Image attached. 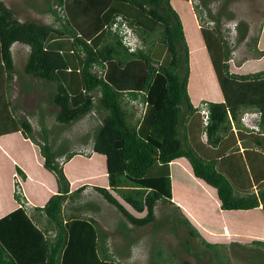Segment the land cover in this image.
Returning <instances> with one entry per match:
<instances>
[{
  "label": "trees",
  "instance_id": "trees-1",
  "mask_svg": "<svg viewBox=\"0 0 264 264\" xmlns=\"http://www.w3.org/2000/svg\"><path fill=\"white\" fill-rule=\"evenodd\" d=\"M209 1L199 0L200 6L206 7ZM225 5L226 1L215 13L208 8L213 27H197L187 0H44L42 7H36L51 14L55 24L21 20L0 0V140L15 139L19 154H29L30 143H35L42 167L52 173L56 188L55 193L46 190L44 204H36L30 212L22 207L20 195L11 192L10 184L8 188L0 182V264H119L94 218L75 212L78 207L65 210L64 204L76 201L85 187L81 182L71 189L57 160L67 150L50 144L47 128L42 127L41 142L32 139L28 116L19 114L10 97L16 75L34 78L49 88L54 119L61 125L73 124L92 110L102 114L91 135L94 154L87 160L94 173L90 175L104 178L105 183L96 184L95 190L128 223L134 227L154 223L156 204L171 203L179 214L172 218V229L183 223L188 235L201 238L216 257L220 255L216 239H223L220 234L225 231L250 235L253 244L264 245L260 239L264 238V178L252 181L246 169L242 183L235 177L242 174L232 173V161L231 167H225L205 150H220L230 134L245 132L264 139V48L256 52L261 58L251 62L257 70L244 71L246 65L242 73L230 71L231 48L220 26L224 16L232 19L234 14ZM200 6L195 5L194 11ZM117 16L140 40L137 50L129 51L122 36L110 29ZM236 34L238 42L245 36L239 25ZM14 43L28 46L21 72L11 51ZM210 70L219 98H207L195 106L198 98L194 104L189 95L197 84L194 80L201 71ZM137 104L142 115L133 120L131 106ZM244 108L260 112L259 130L243 126ZM203 111L208 112L207 118ZM256 146L264 150L263 143ZM238 151L235 147L221 153L229 157ZM73 155L68 152L63 158ZM179 161L217 200L223 217L216 229L204 213L199 218L188 206L182 184L173 186L172 178L180 176L173 175ZM14 167L21 185L26 176L18 165ZM173 198L213 232L205 227L198 232ZM210 204H205L207 209ZM204 233L210 242L201 237ZM161 256L162 251H156L152 262H159Z\"/></svg>",
  "mask_w": 264,
  "mask_h": 264
},
{
  "label": "rangeland",
  "instance_id": "rangeland-1",
  "mask_svg": "<svg viewBox=\"0 0 264 264\" xmlns=\"http://www.w3.org/2000/svg\"><path fill=\"white\" fill-rule=\"evenodd\" d=\"M225 1L226 11L233 12L234 18L226 19L224 16L220 28L223 37L231 48L230 66L233 67V64L236 65L240 61L257 55L256 52H252L251 48L255 45L254 38L259 37L262 27L259 48H264V0H210L206 7L200 6L194 11L199 25L213 27L214 24L211 25V21L208 18V8L212 13H215ZM3 2L13 10L15 9L16 15L21 20L31 19L40 23L57 24L51 14L39 11L38 8L43 6V0H3ZM192 5L195 6V3ZM238 25L245 34L239 42L237 41V34L234 36V27L237 30ZM229 29L231 33H229ZM14 46L15 48L18 46L20 49H24L22 53H17L13 49L16 69L21 72L28 53L27 47L21 44H15ZM251 64H247L244 71L253 69ZM94 70L98 72L99 68L97 67ZM22 76V78H18V75L13 77L10 97L18 107L17 111L19 114L28 116L33 127L32 139L41 142L42 127L48 128L49 142L55 149H66L67 152L65 154L68 152L74 153L68 160H65L62 155L60 156V163L63 169L66 163L65 173L69 178H73L78 174L94 173V167L88 165L87 158H81L79 155L84 154L82 145L92 143L91 135L99 124L102 114L92 110L73 124L61 125L54 119L55 107L49 102V88L45 87L39 80L26 75ZM140 108L138 104L136 107L131 106V110L135 113L132 117L133 120L142 115L139 111ZM192 126L194 131L198 130L196 121H193ZM202 139L205 140L204 133ZM15 149L20 150L17 146ZM26 155L29 159L28 155L30 154L26 153ZM15 159L26 169L30 167L28 162ZM57 160H59V157ZM30 162L32 161L30 160ZM93 178L91 175L87 178L84 177L80 182L73 183L71 189H74L81 182L82 184L84 182L95 183L99 186L105 183L104 178L100 174L95 179ZM85 183L83 185L87 189V193H84L83 190V193L81 192L82 194L76 201L68 200L64 204L65 210L69 212L78 207L79 210H75V212L77 211L84 217L94 218L99 224L101 231L105 234L107 248L113 253L119 264H264V245L253 244L251 241L253 238L250 236L238 238L231 236L226 231L221 233L220 235H223V239H216L220 250V255L216 257L201 242V238H194L188 235L183 223H178L173 230L172 218L175 214H179L172 209L173 205L171 203L158 202L155 206V222L142 227H134L127 222L117 208L105 201L93 186ZM23 186L24 188L26 187L25 182ZM122 205L127 210H130L126 204L122 203ZM181 208L180 212L186 215L187 218L189 217L190 222L198 232L202 233L204 227L210 233L213 232L210 227L204 226L200 219L193 216L187 207L184 208L182 206ZM208 209L210 211L205 217L207 219L208 217L213 218L210 223L216 229L218 222H220L219 217L222 218V215L217 216V209L215 210L212 206H209ZM200 235L210 242V236L206 233ZM260 239L264 240V238ZM158 250L162 251V256L161 258L159 257V262H152V254ZM199 251H202V253L198 255ZM220 259H223L226 263H221Z\"/></svg>",
  "mask_w": 264,
  "mask_h": 264
},
{
  "label": "crops",
  "instance_id": "crops-1",
  "mask_svg": "<svg viewBox=\"0 0 264 264\" xmlns=\"http://www.w3.org/2000/svg\"><path fill=\"white\" fill-rule=\"evenodd\" d=\"M189 7H190L191 12L193 13L194 20L197 24V27H200L199 22L197 20V17L194 13V10L190 4H189ZM14 11L16 13L15 9H14ZM39 11L41 12V10H39ZM41 13H43V12H41ZM262 28L260 29L259 37L257 36L258 41L251 48L252 52H257V50L260 51L263 49V48H259L260 41H261L260 37H261ZM15 44H21V43H14L12 45V47ZM21 45H24V44H21ZM25 46L27 47V51H28V46L27 45H25ZM12 47H11L12 53H13V49H15V51L17 53H22L24 50L22 48L20 49L18 46L16 48H15V46H14V48H12ZM260 58H257V55H256L253 58L240 61L236 65L233 64V67L229 66L230 71L234 72V73H242L241 70L244 69V67L248 63H251L252 61H255V60L258 61ZM13 59H14V57H13ZM14 63H15V60H14ZM229 64H230V60H229ZM251 65H253L252 66L253 69L249 70L250 72L257 70V65H255V63H252ZM189 66H190V74H191L192 73L191 58H189ZM259 67H258V69H259ZM196 77H197V79L194 80L195 83H197L195 85V89H193V93L191 92L192 90H190V94H189L192 103H194V100L196 98H198V104L194 103L195 106L196 105L199 106L207 98H213V99L219 98V92L215 91V85H214L215 81H213V80H215V78H214L211 70H210V72L209 71H201L199 73V75ZM198 84H200V85H198ZM198 86H199V89H198ZM201 88H203L202 91H200ZM244 110H246V109L244 108L242 110V112ZM261 134H263V133H261ZM202 135H203V133L201 134V139H202ZM16 143L17 142L15 139L0 140V182L3 183V187H5L7 185L9 188V184H10L11 192H13V178H14L15 174H17V176H18V173L16 172L14 166L18 165L26 176V178H25L26 180L25 181L22 180L21 185H20L21 189H22V195H23V198L25 200V204L27 206V209H29V211L32 212L33 206H36V204H44V201H45L44 198L46 196L45 192L51 191V192L55 193V189H56V188L54 189L55 182H54L52 173L48 172L47 170H45L42 167V160H41L42 156L39 154L38 147L35 146L36 144L34 145V143H32V142L30 143L29 154L31 156L28 155L29 159L32 161V162H30V160L28 159V157L25 153L19 154L18 150L15 149V147L17 146ZM262 143L264 145V139L263 138H260V141H259L257 137H254L251 135H246L244 132L243 134L237 133V134H234V136L231 134L226 136L221 143V145L223 147L221 146L220 150L217 148H211V147H206L205 150L211 156H216L217 158H220L219 163L221 161V163H224L225 167H231L229 165V162L232 161L234 163V165L231 167L232 173L242 174V175H236L235 177H237V178L240 177V179H242V181H243L242 183H244V181L247 179V176L245 175L246 169H248V171L250 172L249 177H250V179H252V181L254 178H258L260 180H261V178H264V154H263L264 150L262 148L256 146V144H262ZM82 146L84 147L83 149H86V148L90 149L92 147V143L91 144L86 143ZM235 147H238L239 151L235 152L234 155L231 154L229 157L228 156L224 157L223 155H226V154L221 153L222 149L225 150L227 153L228 148H230L232 150ZM9 148H10V151H9ZM66 152L67 151H65V153ZM65 153L62 154V156H65ZM93 154H94L93 152L84 153V154L79 155V157H81V158H92ZM15 158H17L19 161L28 162L30 164V167H27V165H25L27 167V169H26L24 166L20 165L17 161H15L16 160ZM222 158H224V159H222ZM177 163L179 165L175 166V168L177 170L174 171L173 175L177 176V174L180 173V176L179 177H173V178H176L179 181L175 182L174 179L172 178V184H173V186L176 185L177 183L182 184L180 187L184 191V193L187 194V199L186 198H183V199L189 203L188 206H191L192 210L198 212V214H199L198 216L200 218V216L201 217L203 216V213L206 216V214L210 211L209 209H207V205L205 206V204L207 202H209V203L212 202V204H210V206L214 207L215 210L217 209V211H216V213L218 214L217 216L223 215L221 209H219V207H218L217 200L215 199L213 193L207 187H205L201 182H199L196 179L191 178V175L188 171L189 167L186 164H183L181 161H179ZM65 167H66V163L64 164V170H66ZM183 173L186 174V177H188V178H186V177L183 178V175H184ZM90 174L91 173H89V174L84 173V174H78L73 178L68 177V179L70 181V187H71V184L73 181H79L81 179L83 180L84 177L85 178L90 177ZM97 175L98 174L93 175L94 178H96ZM24 182L26 185L25 188L23 186ZM27 182L28 183L30 182L28 187H27V184H28ZM86 183H88V182H86ZM88 185H91L94 187L96 184L95 183H88ZM253 186H254V188L256 187L255 183ZM37 187H39V188H37ZM86 190L87 189L84 188V193H87ZM173 202L177 206L180 205L182 207L181 201H177L173 198ZM260 207H261V205H260ZM184 208H186V207L184 206ZM210 220L212 221L213 218L208 217L207 223H210ZM222 223L225 224L224 221H222ZM218 224H219V222H218ZM230 235L233 237H238V238L242 237V236L243 237L244 236H250V235H246V234H242V235L241 234H230Z\"/></svg>",
  "mask_w": 264,
  "mask_h": 264
},
{
  "label": "built area",
  "instance_id": "built-area-1",
  "mask_svg": "<svg viewBox=\"0 0 264 264\" xmlns=\"http://www.w3.org/2000/svg\"><path fill=\"white\" fill-rule=\"evenodd\" d=\"M187 1L192 7H193L192 5L193 3H195V5H199V0H187ZM210 23L212 25L213 21H211ZM110 29L114 32H117L119 35L122 36L123 43L127 46L129 51H133L135 49L136 45L132 43L133 30L121 16H117L115 18V20L110 25ZM241 120L246 126L257 130L256 125L249 124L247 113L243 114V116L241 117ZM89 152L90 153L92 152L91 148L83 149V153H89ZM58 162L60 164V158ZM13 191H15L16 193L20 195L22 207L24 206L25 208H27L25 204V200L22 195V189H21L20 181L18 179L17 174H15L13 178Z\"/></svg>",
  "mask_w": 264,
  "mask_h": 264
},
{
  "label": "clouds",
  "instance_id": "clouds-1",
  "mask_svg": "<svg viewBox=\"0 0 264 264\" xmlns=\"http://www.w3.org/2000/svg\"><path fill=\"white\" fill-rule=\"evenodd\" d=\"M187 2H188V1H187ZM188 3H189V2H188ZM199 6H200V3H199ZM191 7H192V6H191ZM193 7H194V6H193ZM193 7H192V8H193ZM193 10H194V9H193ZM197 20H198V19H197ZM209 20H210V19H209ZM211 21H212V20H211ZM213 24H214V22H213ZM233 27H234V26H233ZM234 29H235V31H234V36H235V35H236V28L234 27ZM229 33H231L230 29H229ZM132 43L136 45V47H135V49H134L133 51L137 50V49L140 47V40H139L135 35L132 36ZM207 113H208L207 111H203V115H204V114H207ZM245 113H247V117H248L249 124L256 125V126H257V130H259L260 127H258V122H259L260 117H261L260 112L257 111V110H254V109H246V110H244V111L241 113V115H240V120H241V117L243 116V114H245ZM206 116H207V115H204L205 118H207ZM241 122H242V124H243L246 128H248V129H250V130H256V129H253V128H250V127L246 126V125L243 123L242 120H241ZM92 152H93V151H92Z\"/></svg>",
  "mask_w": 264,
  "mask_h": 264
}]
</instances>
